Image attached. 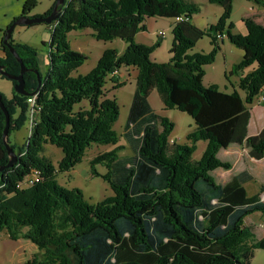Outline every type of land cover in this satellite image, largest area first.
<instances>
[{
    "label": "trees",
    "instance_id": "1",
    "mask_svg": "<svg viewBox=\"0 0 264 264\" xmlns=\"http://www.w3.org/2000/svg\"><path fill=\"white\" fill-rule=\"evenodd\" d=\"M252 1L264 8V0ZM39 2L26 0L18 17H28ZM207 2L221 7L222 13L214 24L199 28L191 22L200 12L193 0H65L59 17L48 25L45 74L39 71L36 49L10 39L27 69L25 91L36 93L40 106L25 142L11 144L10 134L27 123V96L14 91L8 99L0 93L9 114L7 143L16 154L15 162L5 167L10 157L2 141L5 116L0 109V233L36 247L37 252L22 264H249L256 249L264 250V234L256 239L244 226L248 215L264 216V184L249 196L244 184L253 177L247 170L226 184L212 175L216 169L230 170L231 163L218 158V152L229 146L245 148L255 160L264 157V127L248 135V106L264 87V16L261 22L256 15L243 18L246 33H232L226 26L231 0ZM54 4L55 0L45 13L30 17L48 16ZM176 17L182 20L172 26L171 57L155 62L150 54L159 47L161 36L143 45L135 42V35L146 31L148 18ZM82 29H91L101 41L118 38L126 47L121 53L105 49L88 73L74 77L71 72L87 58L70 48L68 34ZM4 32L0 66L17 75L19 64L2 44ZM224 36L243 52L229 75L239 77L237 88L244 98L236 89L225 93L215 85H203L204 66L214 61ZM203 37L210 39L211 51L188 54ZM251 65L255 67L244 74ZM130 67L137 75L121 136L131 154L120 156L123 146L117 145L113 129L119 107L105 97L102 87L114 70ZM0 78L6 79L1 74ZM6 80L14 86V81ZM111 82L115 88L124 84L116 76ZM154 89L165 109L186 113L193 120L188 143L169 141L173 123L156 114L148 102ZM198 141L206 146L194 160ZM46 144L62 152L56 167L43 155ZM92 145L114 146L89 162L94 175H99L94 166H105L101 177L113 192L94 204L80 189L57 181V174L73 169ZM32 170L39 171L40 180L18 188Z\"/></svg>",
    "mask_w": 264,
    "mask_h": 264
},
{
    "label": "rangeland",
    "instance_id": "2",
    "mask_svg": "<svg viewBox=\"0 0 264 264\" xmlns=\"http://www.w3.org/2000/svg\"><path fill=\"white\" fill-rule=\"evenodd\" d=\"M200 6V12L194 14V22L197 27L204 28L216 22L222 13L221 7L215 4H210L207 0H193ZM231 13L226 21V26L232 27V33H239L244 35L246 33L245 26L242 19L248 16L257 14L261 8L252 0H231ZM261 13L260 15H262ZM173 19L168 18H148L149 30L147 33H139L135 35V42L143 45H151L155 42L156 38L153 32L164 31V36L161 37V43L151 54L150 58L155 62H167L171 54L169 49L172 42L171 24ZM174 21V20H173ZM143 32V31H140ZM91 29L74 30L68 34V42L70 48L74 51L82 53L86 56L84 63L76 70L71 72L72 76L85 75L88 73L97 63L102 52L107 48H114L118 52H122L126 47V44L120 39L116 38L111 41H101L95 39L92 35ZM49 26L46 24H37L34 26H16L11 35V42L18 44H27L36 49V60L38 63L39 71L42 74L46 73L49 40H50ZM212 49L210 39L203 37L200 39L194 47H192L188 54H194L199 52L208 53ZM242 50L235 47L225 37L220 44V51L217 52L214 61L204 66L203 85H215L217 88L225 93H230L234 89L238 91L240 96L244 98L245 93L237 88L239 77L237 75H229V71L232 66L238 63L242 58ZM255 65H251L244 69V74L250 72ZM137 70L130 67L122 69L117 75L119 80L124 84L115 88L111 82V74L105 78L102 90L105 97L115 100L119 109V117L114 124L113 129L116 131L119 141L118 146H123V149L119 151L120 156L130 155L131 151L124 139L122 138L123 127L127 118L128 108L133 96L135 88V77ZM14 92L13 84L6 79L0 78V93L6 98H11ZM148 102L152 110L163 117L168 118L173 123V130L169 135V141H175L183 144L188 143L187 135L195 129L193 120L186 113L180 112L175 109H165L161 102L157 91L154 89L148 96ZM87 106L86 102L82 103ZM264 104V103H262ZM257 105V99L255 98L252 104L248 107L254 108ZM254 112V110H252ZM29 135L27 123L19 131L12 132L9 136L11 144L21 145L25 142ZM205 142L198 141L196 143L195 151L192 154L194 160H198L204 149ZM114 148L113 145H92L86 150L85 156L81 162L77 163L73 169L64 173L57 174V181L60 185L67 188H78L82 191L84 198L94 204L102 199L112 196L113 192L108 183L101 177L106 173V168L103 165H96L94 169L99 175L92 174L90 168V160L98 154L109 151ZM242 148V147H241ZM43 155L50 160V162L56 167L58 161L62 157V152L54 145L46 144L44 146ZM229 160L231 164L238 162V166L231 170L217 169L212 175L216 181H224L228 175H231L236 170L247 169L248 165H241V161L248 160L250 158L246 149H240L239 152L225 151L221 152L220 157ZM228 162V161H227ZM237 172V171H236ZM261 178L264 179V173H261ZM245 189L249 196L255 194L258 191L259 184L257 181H248L245 183ZM264 197V196H263ZM244 226L250 227L255 235L256 239H260L264 234V216L259 212L252 213L245 217ZM31 247H30V246ZM36 247L28 240H11L7 237L5 232L0 233V264H21L24 260L32 258ZM249 264H264V250L256 249L253 253Z\"/></svg>",
    "mask_w": 264,
    "mask_h": 264
},
{
    "label": "crops",
    "instance_id": "3",
    "mask_svg": "<svg viewBox=\"0 0 264 264\" xmlns=\"http://www.w3.org/2000/svg\"><path fill=\"white\" fill-rule=\"evenodd\" d=\"M25 1L26 0H0V39H1V32L6 29V27L12 22V20L14 18L20 16L21 11H22V7H23V4ZM53 2H54V0H40L39 4L28 14V17L34 16V15H42L52 6ZM258 8H261V9H260V11H257V14H255V15L257 17L256 18L257 21L261 22L262 18L264 16V8H262V7H258ZM261 13H263V14L260 15ZM193 19H194V17L192 16L191 22L196 26ZM214 23L215 22H213V24ZM173 24H174V21L172 20L171 27L173 26ZM145 25H146V31L139 32V33H147L148 32L149 26H148L147 21H145ZM205 27H207V25L204 26V28ZM49 30H50V27H49ZM153 34L155 37H157L156 32H153ZM224 39H225V36H224L223 40ZM3 55H4V51L0 47V57H2ZM262 91H264V87L262 88ZM262 103H264V102H258L257 101V105L253 106L254 108H250V119H249V123H248V135H256L264 127V104H262ZM252 110H254V112H252ZM242 148H241V146H237V145L229 146L225 150H220V152H218V158H220L222 161L230 162L229 160L223 158L222 156L220 157L221 152H225V151L230 150V151H234L237 153ZM243 149H245V148H243ZM245 163L248 165L247 169L242 168V169L236 170L237 172L235 171L231 175H228V177H226L224 179V181H218V183L226 184L227 182H229L232 179L233 176H235L236 174H238L244 170H247L251 174V176L253 177L254 181H257L259 185L264 184V179H262L260 176L261 173H264V157L260 160L248 158V160L240 162L241 165H245ZM238 165H239L238 162H236L235 164L234 163L231 164L230 170L234 169ZM19 240H22V239H18V241ZM30 251H32V252L34 251L33 255L37 252V250H35V249H32ZM23 262H24V260L21 262V264Z\"/></svg>",
    "mask_w": 264,
    "mask_h": 264
},
{
    "label": "water",
    "instance_id": "4",
    "mask_svg": "<svg viewBox=\"0 0 264 264\" xmlns=\"http://www.w3.org/2000/svg\"><path fill=\"white\" fill-rule=\"evenodd\" d=\"M64 4H65V0H55L54 7L48 16L36 17V18L21 16V17H18L17 19H15L7 27V29H5V32H4V35L2 38V44L4 47H6L9 50V52L12 54V56L16 59V61L19 64L20 70H19V73L17 75H11V74H9L3 70V66H0V74L2 76L6 77V79H10V80L15 82L13 87H14V91L16 93H18L20 95H24V96H32L35 94V93H28L25 91L23 74L27 69H26L24 63L22 62L21 58L19 57V55L15 51L14 47L11 46L10 42H9L11 39V35H12L14 28L16 26H23V27L26 26L27 27V26L37 25V24H41V23L49 25L59 17L60 10L64 6ZM34 73L36 74V79H37V83H38V87H39L40 82H41L40 77H39V73L37 70H35ZM0 109L5 116V126H4V129L2 132V141H3L4 147H5L8 155L10 157V159H9V161L5 167H9L15 162L16 154L14 153L13 149L7 143L8 128H9V114H8L7 110L4 108V105L1 101V97H0ZM2 168L3 167H1L0 170H2Z\"/></svg>",
    "mask_w": 264,
    "mask_h": 264
},
{
    "label": "built area",
    "instance_id": "5",
    "mask_svg": "<svg viewBox=\"0 0 264 264\" xmlns=\"http://www.w3.org/2000/svg\"><path fill=\"white\" fill-rule=\"evenodd\" d=\"M182 20L181 17H176L174 21H180ZM157 36H163L164 32L159 31L156 33ZM219 39L222 38V36L218 37ZM119 70H114L111 74V76H116L119 74ZM36 97L37 94L35 93L32 96H27V125H28V131L30 133L32 126L35 124L36 117L38 115V112L40 111V106L36 103ZM258 102H264V91H260L259 94L256 97ZM40 180V173L37 170H32L28 175H26L22 181H20L17 184L18 188H26L34 183L38 182Z\"/></svg>",
    "mask_w": 264,
    "mask_h": 264
}]
</instances>
